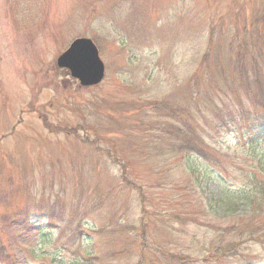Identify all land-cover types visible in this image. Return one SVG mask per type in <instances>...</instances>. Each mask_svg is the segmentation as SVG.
I'll return each instance as SVG.
<instances>
[{
  "label": "rangeland",
  "instance_id": "374dc122",
  "mask_svg": "<svg viewBox=\"0 0 264 264\" xmlns=\"http://www.w3.org/2000/svg\"><path fill=\"white\" fill-rule=\"evenodd\" d=\"M76 37L96 86L55 64ZM252 118L264 0H0V264H264Z\"/></svg>",
  "mask_w": 264,
  "mask_h": 264
},
{
  "label": "trees",
  "instance_id": "16d2710c",
  "mask_svg": "<svg viewBox=\"0 0 264 264\" xmlns=\"http://www.w3.org/2000/svg\"><path fill=\"white\" fill-rule=\"evenodd\" d=\"M243 114H248L247 111H243ZM254 125L252 126V130L250 129L249 133L246 135V144L247 150L246 155L238 156L237 154L235 157H241L238 161V166L240 170H250V178L251 182L256 187V194L249 201L248 207L249 210L252 212H258L264 210V174L261 177H257V174L264 173V118L262 120H257L252 118ZM193 150V149H191ZM198 155L200 156H207L206 152H208V156L205 157L211 159V155L209 154V150L207 146L203 145V148H198L195 150ZM256 170L258 172H256ZM245 226L248 227L249 223H245ZM234 227L229 228V231H232ZM226 230V229H225ZM254 232L250 233L249 238L254 236ZM243 234V232H239V237ZM235 248V247H234ZM229 242L226 245L219 247L214 251L213 257H219L225 254H233L235 253V249ZM1 253V251H0ZM3 264H10L6 261Z\"/></svg>",
  "mask_w": 264,
  "mask_h": 264
},
{
  "label": "water",
  "instance_id": "95a60500",
  "mask_svg": "<svg viewBox=\"0 0 264 264\" xmlns=\"http://www.w3.org/2000/svg\"><path fill=\"white\" fill-rule=\"evenodd\" d=\"M56 65L67 68L70 76L82 86L95 85L104 75V64L90 38H74L56 58Z\"/></svg>",
  "mask_w": 264,
  "mask_h": 264
}]
</instances>
